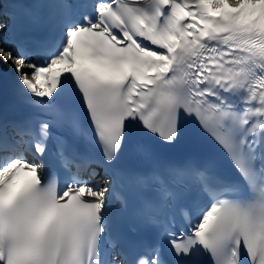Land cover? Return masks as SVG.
<instances>
[{"label": "snow or ice", "instance_id": "snow-or-ice-1", "mask_svg": "<svg viewBox=\"0 0 264 264\" xmlns=\"http://www.w3.org/2000/svg\"><path fill=\"white\" fill-rule=\"evenodd\" d=\"M13 7L0 5V61L16 66L0 82V264H264V0ZM40 8L59 35L20 43L19 17L42 25ZM16 93L29 111L8 120Z\"/></svg>", "mask_w": 264, "mask_h": 264}, {"label": "bare ground", "instance_id": "bare-ground-1", "mask_svg": "<svg viewBox=\"0 0 264 264\" xmlns=\"http://www.w3.org/2000/svg\"><path fill=\"white\" fill-rule=\"evenodd\" d=\"M14 64H5L2 61H0V69H4L8 74L14 75V69H15Z\"/></svg>", "mask_w": 264, "mask_h": 264}]
</instances>
